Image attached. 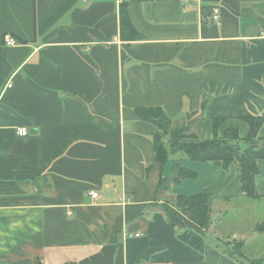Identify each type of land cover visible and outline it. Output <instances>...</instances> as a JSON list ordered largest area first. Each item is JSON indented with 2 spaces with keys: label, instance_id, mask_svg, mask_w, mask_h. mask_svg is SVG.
<instances>
[{
  "label": "crops",
  "instance_id": "crops-1",
  "mask_svg": "<svg viewBox=\"0 0 264 264\" xmlns=\"http://www.w3.org/2000/svg\"><path fill=\"white\" fill-rule=\"evenodd\" d=\"M151 106L173 121L172 141L186 127L189 143L248 139L244 119L264 114V0H0V264L264 260V216L241 230L242 257L226 238L233 203L250 205L236 166L178 152L162 169L155 127L136 113ZM263 139L264 124L250 142ZM176 164L195 177L168 197L210 194L207 230L165 220L157 189ZM256 189L257 210L264 163Z\"/></svg>",
  "mask_w": 264,
  "mask_h": 264
},
{
  "label": "trees",
  "instance_id": "trees-1",
  "mask_svg": "<svg viewBox=\"0 0 264 264\" xmlns=\"http://www.w3.org/2000/svg\"><path fill=\"white\" fill-rule=\"evenodd\" d=\"M138 118L141 121L150 122L155 127L153 136V149L156 153V161L163 169L167 162L171 161V155L183 153L189 161H218L222 162L224 170L231 166H236L239 194L251 200L260 198L256 189V179L261 175V166L264 163V139L257 143L250 140L258 136L259 130L264 124V114L262 116L248 117L244 121L249 126V138L242 140L239 132L226 131L224 138L217 141L192 142L187 140L195 138L189 127L177 132L176 140H170V132L173 121L168 116L163 107H148L136 109ZM222 120L215 123L216 133ZM174 169L177 174L174 177H161L157 189L158 198L164 199L165 204L160 206L168 224L174 229L185 228L187 221L197 224L200 228L207 230L212 224L213 199L205 192L194 194V196L179 195L171 197L170 187L178 185L185 179H193L195 172L183 168L176 164ZM151 166L147 168L149 174ZM255 229L264 233V224L257 225ZM233 255L243 256V242L234 245ZM264 260H253L252 264H261Z\"/></svg>",
  "mask_w": 264,
  "mask_h": 264
},
{
  "label": "rangeland",
  "instance_id": "rangeland-1",
  "mask_svg": "<svg viewBox=\"0 0 264 264\" xmlns=\"http://www.w3.org/2000/svg\"><path fill=\"white\" fill-rule=\"evenodd\" d=\"M182 155H184L183 153H180ZM185 156V155H184ZM253 199L249 200V204L247 205L245 203H242L240 201L234 202L233 206L235 207L233 214H229L228 218L225 219V221L223 222L224 224L230 223V220H234L233 222H237L236 224H234L233 228L227 230V239L229 240H241L246 234H244V232H242L241 230L245 228L244 225H248L251 222L252 219V215H254L255 217L258 216H264V207L262 205H257V210L256 209H252L253 204H251L253 201ZM246 202V201H245ZM249 215V216H248ZM242 220V221H241ZM258 227V226H256ZM254 227V230L257 231ZM226 229H228L226 227ZM223 228V230H226ZM258 232V231H257ZM238 241V242H239ZM236 242L235 245L238 243Z\"/></svg>",
  "mask_w": 264,
  "mask_h": 264
},
{
  "label": "built area",
  "instance_id": "built-area-1",
  "mask_svg": "<svg viewBox=\"0 0 264 264\" xmlns=\"http://www.w3.org/2000/svg\"><path fill=\"white\" fill-rule=\"evenodd\" d=\"M180 1L182 3H188L190 0H180ZM193 1H196V0H193ZM220 17H221L220 9L218 7H216L214 9V11H213L212 18L214 19L215 22H217V21L221 20ZM4 39H5L6 46L14 47V46L17 45V41L14 38L10 37V36H5ZM28 134H29V132H28V130L26 128H21L20 130H18V135L20 137L21 136H23V137L27 136ZM88 194L92 197V199H98L99 196H100L99 193L96 192V191H90ZM140 236H142V235L138 234L136 237H140Z\"/></svg>",
  "mask_w": 264,
  "mask_h": 264
}]
</instances>
